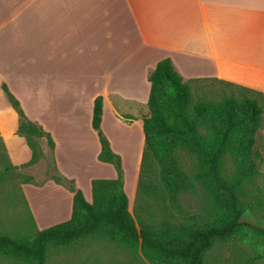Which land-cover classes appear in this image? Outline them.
Listing matches in <instances>:
<instances>
[{
	"label": "crops",
	"instance_id": "obj_1",
	"mask_svg": "<svg viewBox=\"0 0 264 264\" xmlns=\"http://www.w3.org/2000/svg\"><path fill=\"white\" fill-rule=\"evenodd\" d=\"M165 57L185 81L219 78L264 93V0H0V136L30 150L26 160L10 159L21 166L32 149L3 82L52 135L56 172L91 201L92 180L114 168L99 159L92 125L102 95L101 127L121 157L129 197L125 177L129 169L137 178L150 115L149 73ZM54 183L72 215L74 191Z\"/></svg>",
	"mask_w": 264,
	"mask_h": 264
},
{
	"label": "trees",
	"instance_id": "obj_2",
	"mask_svg": "<svg viewBox=\"0 0 264 264\" xmlns=\"http://www.w3.org/2000/svg\"><path fill=\"white\" fill-rule=\"evenodd\" d=\"M149 80L150 115L144 118L143 123V149L135 195L141 187L150 188L161 196L178 201L180 193L191 186L192 179L207 181L219 192L222 201L219 204L215 200L213 216L220 214L219 205L225 216L200 228L171 223L155 225L135 214L130 209V199L124 189L121 157L113 151L101 127L104 99L97 95L92 125L101 144L99 159L114 163L119 171L118 178H94L92 200L89 201L82 190L75 187L73 179L58 172L51 173V178L74 191L71 217L39 229L32 242L0 234V254L43 264L50 244L65 245L80 238L99 236L138 246L147 259L163 264H203L206 251L217 239L235 232L245 223L241 219L238 189L246 176H253L258 171L260 152L256 150L255 143L259 134L264 145V134L260 132L264 126V93L218 78L236 90L225 92L219 98L194 100L190 82L183 79L170 57L157 61L149 73ZM2 87L18 111L17 131L26 137L32 149V157L22 166L35 164L44 152L38 138L45 137L51 151L54 139L49 131L24 114L20 102L5 82ZM181 151L194 159L192 177L181 165ZM228 155L233 157L236 166L234 176L229 175L225 165ZM154 167L158 171V189L151 180L148 185H142V179L153 173ZM257 229L264 232V227Z\"/></svg>",
	"mask_w": 264,
	"mask_h": 264
},
{
	"label": "rangeland",
	"instance_id": "obj_3",
	"mask_svg": "<svg viewBox=\"0 0 264 264\" xmlns=\"http://www.w3.org/2000/svg\"><path fill=\"white\" fill-rule=\"evenodd\" d=\"M194 100L203 98H219L229 93L234 86L226 85L218 78H198L189 80ZM236 90V89H235ZM19 137L10 135L4 143L0 136V234H9L32 242L39 229L68 220L67 197L56 186L57 180L51 178L55 173L52 151L45 137V152L37 166H20L14 164L8 154L15 160H26L30 156L27 147H19ZM8 147V148H7ZM256 150L260 152L257 159L258 171L253 176H246L238 189L241 202L242 217L245 222L235 232L217 239L206 251L203 264H264V232L257 227H264V145L257 135ZM7 148V149H6ZM9 149V151H7ZM179 160L183 169L192 177L194 159L187 153L180 152ZM111 167L110 164H104ZM229 175H236L233 157L228 155L225 161ZM103 172L102 178H118L116 166ZM122 167V166H121ZM115 170L114 171L112 170ZM142 179V185L151 180L158 189V171ZM121 172L122 180L124 175ZM125 177V188L130 197V209L147 222L155 225L171 223L175 226H193L203 228L224 217L222 206L220 214L213 216L219 192L207 181L192 179L191 186L180 193L178 201L161 196L150 188L137 190L135 195L136 175ZM226 177V174H225ZM62 195V196H61ZM135 195V196H134ZM91 199V192L87 195ZM134 198V199H133ZM223 214V215H222ZM0 264H42L26 262L0 254ZM43 264H163L147 259L138 246H128L109 237L80 238L65 245L50 244Z\"/></svg>",
	"mask_w": 264,
	"mask_h": 264
}]
</instances>
